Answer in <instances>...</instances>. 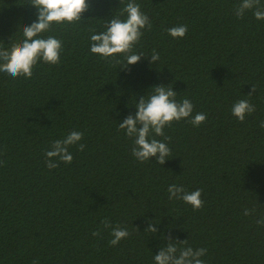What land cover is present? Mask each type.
Returning <instances> with one entry per match:
<instances>
[{
  "label": "trees",
  "instance_id": "trees-1",
  "mask_svg": "<svg viewBox=\"0 0 264 264\" xmlns=\"http://www.w3.org/2000/svg\"><path fill=\"white\" fill-rule=\"evenodd\" d=\"M129 2L90 0L85 21L41 34L62 40L59 65L39 61L30 79L0 72V264H155L169 240L206 248L205 264H264V20L255 7L237 18L243 0H135L152 27L135 47L145 56L121 70L90 52V29L106 31ZM30 3L0 0V47L37 19ZM181 25L183 38L166 31ZM160 85L193 113L163 129L170 140L150 134L170 148L163 165L141 163L119 124ZM239 100L256 108L243 122L232 114ZM197 113L207 115L199 127L189 122ZM72 131L84 134L72 163L49 170L45 152ZM171 184L202 189L204 206L170 200ZM117 225L130 236L112 246Z\"/></svg>",
  "mask_w": 264,
  "mask_h": 264
},
{
  "label": "clouds",
  "instance_id": "clouds-1",
  "mask_svg": "<svg viewBox=\"0 0 264 264\" xmlns=\"http://www.w3.org/2000/svg\"><path fill=\"white\" fill-rule=\"evenodd\" d=\"M122 2V0H120ZM37 9V19L31 24L22 26L23 36L20 41L12 42L10 40V49L0 47V72H5L13 78L25 77L30 79L33 76V68L39 61L50 65L60 64V54L63 51L62 40L54 36L43 38L41 34L54 31L53 25L74 24L84 20V13L91 9L90 0H31L30 3ZM256 8L254 16L257 20H264V10H261L260 0H243L236 8L237 18H243L246 10ZM141 6L130 0L119 15H114L105 24L106 31L95 33V29H90L93 33L90 35V52L98 54L102 59L113 64L115 67H121V70H128L129 65H134L140 61L143 52L137 53L135 47L139 44L143 36L142 29L150 31L152 24L148 15L143 13ZM127 13L126 20H121L120 16ZM173 38H183L187 34L186 25L176 26L166 29ZM151 62L160 60V54L153 49ZM153 93L145 98L142 96L135 107L137 109L135 116L128 115L127 118L119 124L120 130H126L125 134L129 138H134L132 155L141 163L156 158V163L163 165L166 158L170 156L171 151L165 142L158 141L155 138L149 139L151 133L156 136L166 137L163 129L171 127L173 121H180L192 116L194 105L189 99H183L177 102V93L172 90V86H153ZM256 91L255 85L252 88L251 95ZM256 111L255 105L248 100H239L232 107V114L240 121L245 120L246 115ZM207 120L205 113H197L189 122L199 127ZM260 127L264 128V121L260 122ZM83 133L79 131L70 132L66 138L58 139L52 142V150L46 151L48 158L46 161L49 170L59 167V162L71 164L73 155L69 152V147L76 145L83 139ZM85 145L79 144V151L84 150ZM56 158V162H53ZM169 199L182 200L190 204L193 210H199L204 206L201 199L202 189L192 192L185 190L183 185L171 184L167 189ZM256 209H245L244 215L248 216L255 213ZM105 228H112L111 221L105 219L101 222ZM258 225H264V218L257 220ZM157 228L153 223H149L146 232L156 233ZM112 239L109 243L112 246L117 245L121 239L130 236L127 228L117 225L112 230ZM93 236H99L100 232L95 231ZM178 244H187V241L172 242L169 240L167 247L160 249L158 254L154 255L155 264H205L200 259L207 252L206 248L193 250L191 247L178 248ZM179 252V255L177 253ZM37 264V261H33Z\"/></svg>",
  "mask_w": 264,
  "mask_h": 264
}]
</instances>
